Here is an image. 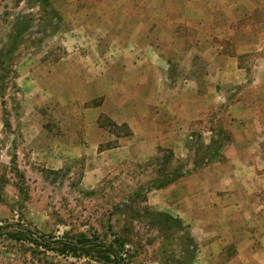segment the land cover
<instances>
[{"label":"rangeland","instance_id":"374dc122","mask_svg":"<svg viewBox=\"0 0 264 264\" xmlns=\"http://www.w3.org/2000/svg\"><path fill=\"white\" fill-rule=\"evenodd\" d=\"M48 1L43 11L27 3L34 0H0V50L17 15L33 12L16 52L0 60V225L21 224L55 240L96 235L110 243L116 235L127 264H188L182 235L164 236L150 224L148 212H165L148 188L161 170L189 173L190 162H205V153H211L194 147L185 159L169 150L140 163L124 159L115 138L128 131L106 117L97 124L110 140L97 147L91 120L102 97L83 100L101 93V87L75 66L108 65L114 77L121 66L141 61L156 65L164 85L176 86L207 70L214 47L231 53L234 36L218 30H264V0ZM133 82L129 72L117 95H133ZM191 136L219 143L224 138L213 129ZM168 155L172 159L165 164ZM196 246L190 264L202 256ZM224 253L219 264H226L233 250ZM0 264L102 263L0 238Z\"/></svg>","mask_w":264,"mask_h":264},{"label":"crops","instance_id":"0c3cea01","mask_svg":"<svg viewBox=\"0 0 264 264\" xmlns=\"http://www.w3.org/2000/svg\"><path fill=\"white\" fill-rule=\"evenodd\" d=\"M225 31L218 35L234 36L231 53L214 47L207 70L176 86L164 85L156 65L141 61L121 66L114 77L104 64L75 68L101 87V93L83 100L102 97L91 120L97 147L110 140L97 124L101 117L127 129L128 135L115 138V150L138 163L160 150L185 159L192 134L213 129L226 138L216 160L194 170L190 162L189 173L152 193L163 201L159 211L180 219L200 248L202 256L194 264H219L228 247L233 255L226 264H264V144L259 142L264 136V30ZM129 72L135 93L117 95Z\"/></svg>","mask_w":264,"mask_h":264},{"label":"trees","instance_id":"16d2710c","mask_svg":"<svg viewBox=\"0 0 264 264\" xmlns=\"http://www.w3.org/2000/svg\"><path fill=\"white\" fill-rule=\"evenodd\" d=\"M27 3L34 6V8L40 7L43 11H45L48 6L50 7L48 0H34V2ZM32 22L33 12L26 15H17L12 25L11 32L7 36L6 43L0 50L1 61L2 59L5 60L6 58H9L16 52L20 41L22 40L24 34L30 29ZM1 61L0 64L2 63ZM0 78L1 81H4L3 75H1ZM2 90L3 85L1 83L0 91ZM226 141V138H223L220 143L211 140L208 145H204L198 139L195 146L189 145V149H193L195 147L194 151L196 152L204 149L205 151L211 153V156H208V154L205 153V162L193 163V169H197L207 162L216 160L220 155V149ZM171 159L172 155H168L166 157L164 156L162 161L167 164L171 161ZM186 173L188 172L178 168L177 170H174L171 175H167L161 170L159 178L151 183L148 190L152 191L163 189L176 182ZM139 195L140 194H135L134 196L136 198L139 197ZM146 215L150 219L152 227H155L162 235L165 236L166 234L171 233H174L175 235H182L181 238L185 241V243H183V249L185 255L189 258L188 264H190L194 258L195 252L197 251V246L190 235L188 228L182 223V221L178 218H174L168 213L163 212H148ZM0 238H8L14 241H24L35 247L42 248L45 251L55 252L60 255L73 256L77 258H92L102 264H127V255L124 243L117 238L116 235L113 236V240L110 243L102 241L96 235H91L90 237L82 235L76 239L55 240L27 226L6 222L0 225Z\"/></svg>","mask_w":264,"mask_h":264},{"label":"built area","instance_id":"2783aa9c","mask_svg":"<svg viewBox=\"0 0 264 264\" xmlns=\"http://www.w3.org/2000/svg\"><path fill=\"white\" fill-rule=\"evenodd\" d=\"M200 140L204 145H208L210 141L206 140L205 138L201 137L199 138L198 136H190L188 140L190 141L191 145L195 146L197 140Z\"/></svg>","mask_w":264,"mask_h":264}]
</instances>
